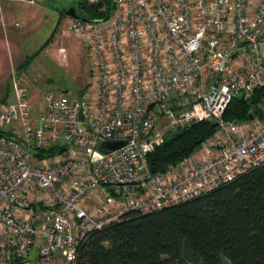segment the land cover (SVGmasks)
<instances>
[{
    "label": "built area",
    "instance_id": "2783aa9c",
    "mask_svg": "<svg viewBox=\"0 0 264 264\" xmlns=\"http://www.w3.org/2000/svg\"><path fill=\"white\" fill-rule=\"evenodd\" d=\"M113 2L109 18H70L64 31L89 52L78 99L45 93L33 115L11 77L0 103V264H73L90 233L264 166V103L252 120L224 119L235 97L264 86V0ZM203 121L216 129L198 150L149 170L168 132Z\"/></svg>",
    "mask_w": 264,
    "mask_h": 264
},
{
    "label": "trees",
    "instance_id": "16d2710c",
    "mask_svg": "<svg viewBox=\"0 0 264 264\" xmlns=\"http://www.w3.org/2000/svg\"><path fill=\"white\" fill-rule=\"evenodd\" d=\"M113 0L78 2L81 20L110 17ZM61 16H65L61 12ZM40 49L42 51L50 42ZM37 52L15 71L24 73ZM264 86L243 103L235 97L224 113L229 122H246L253 108L259 115ZM213 121L168 132L164 143L147 156L152 173L163 171L199 149L215 132ZM54 155V148L35 155ZM264 264V166L250 169L192 200L146 214L129 213L123 220L89 234L73 264Z\"/></svg>",
    "mask_w": 264,
    "mask_h": 264
},
{
    "label": "crops",
    "instance_id": "0c3cea01",
    "mask_svg": "<svg viewBox=\"0 0 264 264\" xmlns=\"http://www.w3.org/2000/svg\"><path fill=\"white\" fill-rule=\"evenodd\" d=\"M66 22L67 16H61V12L49 6L36 4L34 0H0V103L11 98L10 82L15 73L27 90L33 115L43 111L45 93L42 96L41 110L33 107L32 96L28 93L31 84L27 79L29 77L27 71L33 61L24 73L17 74L15 71L26 58L39 52L49 39H52L51 42L38 56L52 42L58 40L54 38L55 33H58V38H62L63 34H60L59 27ZM39 94L41 93L37 92L35 97Z\"/></svg>",
    "mask_w": 264,
    "mask_h": 264
},
{
    "label": "rangeland",
    "instance_id": "374dc122",
    "mask_svg": "<svg viewBox=\"0 0 264 264\" xmlns=\"http://www.w3.org/2000/svg\"><path fill=\"white\" fill-rule=\"evenodd\" d=\"M34 1L36 4L49 6L65 14L71 8L75 10L81 0ZM69 20L70 17H67L65 25L62 23L59 27L60 34H63L62 38H58V33H55L54 38L60 41L52 42L45 51L33 60L27 71V76H29L27 79L31 84L28 93L33 99V104H31L37 110L42 109L44 93H50L54 98L75 100L81 96L90 83V57L87 46L81 37H73L64 32ZM59 47L65 49L64 57L57 52ZM37 92L42 95L39 94L35 97ZM187 264L192 263L187 262Z\"/></svg>",
    "mask_w": 264,
    "mask_h": 264
},
{
    "label": "water",
    "instance_id": "95a60500",
    "mask_svg": "<svg viewBox=\"0 0 264 264\" xmlns=\"http://www.w3.org/2000/svg\"><path fill=\"white\" fill-rule=\"evenodd\" d=\"M65 16L70 17V18H75V19H79L78 16L75 13V10L73 8L69 9L66 13ZM243 103H245V99L244 96L241 95L239 98ZM253 119V114L249 113L248 114V120H252ZM124 143L121 142H106V143H102L100 146L103 150H114L116 148H119L120 146H122Z\"/></svg>",
    "mask_w": 264,
    "mask_h": 264
}]
</instances>
